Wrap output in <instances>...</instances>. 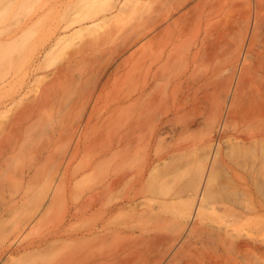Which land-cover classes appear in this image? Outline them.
<instances>
[{"label": "bare ground", "instance_id": "1", "mask_svg": "<svg viewBox=\"0 0 264 264\" xmlns=\"http://www.w3.org/2000/svg\"><path fill=\"white\" fill-rule=\"evenodd\" d=\"M78 1L94 15L86 23L71 17L44 57L75 34L127 12L138 14L137 24L114 48L103 49L95 38L75 49L2 134L4 172L6 155L14 162L24 154L19 122L40 118L69 86L62 122L72 121L35 157L50 164L37 192L55 206L53 230L27 244L23 263L162 264L170 252L169 264H262L255 242L264 240V0H254L253 10L246 0L240 16L233 0ZM81 63L84 68L73 73ZM41 67L32 59L27 71L37 79ZM112 79L116 95L105 107L110 114L96 127L99 118L94 125L91 118ZM9 86L2 78L0 110ZM200 116L206 127L201 143L175 162L184 148L177 137ZM69 146L73 160L89 147L96 153L71 189L59 178ZM190 166L192 184L164 189ZM38 171L30 164L23 174ZM217 171L228 175L227 184L216 181ZM68 192V204L57 206Z\"/></svg>", "mask_w": 264, "mask_h": 264}, {"label": "rangeland", "instance_id": "2", "mask_svg": "<svg viewBox=\"0 0 264 264\" xmlns=\"http://www.w3.org/2000/svg\"><path fill=\"white\" fill-rule=\"evenodd\" d=\"M253 1L251 0L252 10ZM243 2L246 3V0H233V4H236L235 15L240 16L241 13L246 11ZM101 13H95L97 14L96 17ZM76 15L83 18L84 23H86L91 19L90 16L94 14L83 2L78 0H0V81L2 78L10 81L9 89L5 91L8 93L4 92L7 96L2 94L4 97L6 96V99L1 96L3 97V99L1 98L3 103L7 104H3L6 109L3 106L1 107V110L6 111L2 110L1 113L0 110V140L3 132L11 125L18 111L29 103L36 101V98L41 95L43 87L50 81L51 73L65 66L75 49L91 43L95 38H100L99 40L103 42L101 45V47H104L103 49L114 48L132 33L138 19V14L134 15L127 12L116 20L103 22L99 27L75 34L67 42L57 46L52 54L44 57L47 46L64 31L61 27ZM10 38L12 42H9ZM131 50L128 49L124 55L125 58L129 56ZM32 59H36V62L42 66L36 73L37 79H34V74L27 71V66ZM129 63L124 66V71L129 69ZM85 65L86 63L79 64L75 67L73 73L81 67L83 69ZM7 70L10 72L8 73ZM25 70L28 75L23 74ZM121 72H123V69ZM68 88L69 86H66L60 95L56 96V100L47 106L40 118H26L21 123L19 122V143H24L23 145L26 148H24V154H21V158L14 160V162L9 160L11 154L3 158V163L9 166L4 169V172L2 169L0 170V264H24L22 257L30 251L26 248L27 244L53 230L55 206L52 207V204H49V201L43 199L42 195L37 192L49 172L50 164L44 160L37 162L35 157L36 153L38 154V148L45 144L53 133L55 138L57 133L64 129L67 130L72 121V119H68V122H62V119L68 118L66 111L70 95ZM115 95L116 84L115 80L112 79L91 118L92 125L96 122V118H99V123L96 124V127H98L108 117L110 112L106 113L105 107L112 104L111 101ZM10 101L11 104H9ZM61 101L65 103L63 109L59 107ZM109 128H104L102 131L105 132ZM205 128L203 118L200 116L189 132L177 137L175 143L177 146L184 145V148L178 153L176 152L175 162L177 160L178 163L181 157H185L187 151L188 154L184 160L188 158L192 153V149H194V144L199 145L201 143ZM77 134L79 135V133ZM99 143L93 147H97ZM164 144H167V141ZM59 147H61V143L58 142L55 148L57 153ZM73 147L66 148V158L60 165L59 170V178L62 177L65 186H69L70 189L85 174L81 170L83 164L96 154L94 148L89 147L80 151L73 160L70 158ZM30 164L35 168H39L37 174L33 172L29 175L27 173L23 174V171L27 170ZM194 169L193 166H190L187 170L180 171L182 176L179 172L175 177V182L165 184L164 189L172 191L177 184H192L195 179ZM221 172H216L215 177H217L215 179L220 184H227L229 177ZM70 196L71 194L68 192L64 201L58 203L64 204H57V206L68 204ZM262 197H264V193L261 196L263 202ZM11 201H14V203L12 204ZM262 222L264 224V219ZM262 226L264 227V225ZM255 243L260 246L258 254L261 263L264 264V240H256ZM172 255L173 253H167L162 264H169ZM31 264H37V261Z\"/></svg>", "mask_w": 264, "mask_h": 264}]
</instances>
